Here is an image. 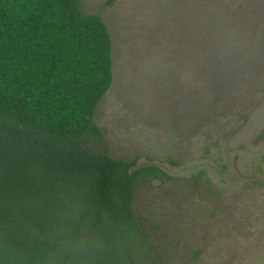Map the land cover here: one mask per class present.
I'll use <instances>...</instances> for the list:
<instances>
[{"label": "trees", "instance_id": "1", "mask_svg": "<svg viewBox=\"0 0 264 264\" xmlns=\"http://www.w3.org/2000/svg\"><path fill=\"white\" fill-rule=\"evenodd\" d=\"M184 4L188 68L264 93V0ZM112 82L111 33L79 0H0V264H169L134 211L167 172L112 158L95 122Z\"/></svg>", "mask_w": 264, "mask_h": 264}, {"label": "rangeland", "instance_id": "2", "mask_svg": "<svg viewBox=\"0 0 264 264\" xmlns=\"http://www.w3.org/2000/svg\"><path fill=\"white\" fill-rule=\"evenodd\" d=\"M79 3L113 41V82L95 115L104 148L167 172L137 188L134 211L161 234L169 264H264V93L226 90L227 78L219 94L188 68L184 0Z\"/></svg>", "mask_w": 264, "mask_h": 264}]
</instances>
